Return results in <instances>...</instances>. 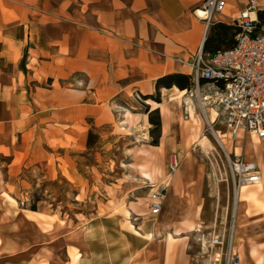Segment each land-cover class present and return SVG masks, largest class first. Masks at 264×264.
Here are the masks:
<instances>
[{
	"label": "crops",
	"instance_id": "obj_1",
	"mask_svg": "<svg viewBox=\"0 0 264 264\" xmlns=\"http://www.w3.org/2000/svg\"><path fill=\"white\" fill-rule=\"evenodd\" d=\"M225 1L213 24L237 27L249 0ZM203 2L0 0V264H191L185 234L193 230L180 221L189 206L187 217L196 225L202 178L188 191L178 183L183 173L168 184L158 224L150 222L155 216L142 202L147 199L123 194L114 209L98 205L91 213H69L45 203L30 210L21 204L27 177L37 173L61 176L80 191L85 175L74 153L88 148L89 132L105 127L121 135L115 130L120 125L149 133L142 102L160 112L161 144L171 124L167 105L174 107V119L184 114V106L177 97L181 89L157 90L156 82L170 74L193 75L191 64L205 38V23L195 13ZM259 4L263 9L264 2ZM156 94L157 105L167 106L166 117L153 106ZM194 164L198 169L195 157ZM118 185L117 194L148 187L141 175L121 190ZM121 205L130 209L129 217ZM242 211L237 227L243 261L259 264L252 250L264 255V216L249 218L246 208ZM235 249L239 252V245Z\"/></svg>",
	"mask_w": 264,
	"mask_h": 264
},
{
	"label": "rangeland",
	"instance_id": "obj_2",
	"mask_svg": "<svg viewBox=\"0 0 264 264\" xmlns=\"http://www.w3.org/2000/svg\"><path fill=\"white\" fill-rule=\"evenodd\" d=\"M262 7L264 11V6ZM191 83L190 88L184 90L195 94L196 87L193 78ZM158 98L159 96L156 94L152 96L151 100L157 102ZM140 100L146 101L147 99L141 98ZM193 101L197 103L196 95ZM142 105L141 113H147L152 120H160L158 129H155V125L150 121V125L146 127L149 133L140 132L141 126L133 129V131L131 127L124 128V126L120 127V125H116L115 130L121 135H111L108 133V128L106 129L105 127L101 128L102 130L93 131V146L74 153L75 161L85 175V181L80 191L78 187L73 186L61 176L50 178L49 175L37 173L34 176L27 177L30 181V183L26 184L27 194H25V198L27 197V199L24 198L25 204L23 202L21 207L31 210L34 204L37 207L39 203H45L48 207L55 206L57 209L60 208L69 213H91L95 211V207L98 205L104 208V204H107V206L109 204L114 209L118 204L116 197L123 194V197L128 196L130 200L136 201L140 197L147 199L142 201L147 210V208L150 209V201L156 188L148 186L143 191L128 194V191L123 192L124 190H121L123 186L140 178L139 166H144L147 169L159 168L163 177L156 184L168 186L176 175L178 168L184 163V173L180 177V181H177L176 175L173 178V183L183 184L188 191L191 184H199V180L202 178L204 194L202 203L195 210L198 212L194 215L197 219L196 225L187 217L191 212L190 207L187 206L182 210L184 218L181 219L180 223L185 227L186 224H193L199 230L196 231L195 229L185 234L189 241L188 248L191 253V264H245L247 261H243L244 253L241 246L239 252L234 246L230 248L231 228L233 224L237 227L238 220H240L239 217L242 216L241 212L245 208L246 215L249 218L259 217L262 214L264 216V193L259 192L252 197H238L237 195L236 198V185L240 186V184L238 182L237 184L235 183L227 163L228 158L226 159L225 151H222L206 124L203 127L204 133L217 147V151L214 150V154L209 151L206 153L199 147L193 150L189 146L190 137L186 124V115L182 112L179 118L174 119V107L167 105L169 118L172 122L168 127V135L159 144L158 139L162 135L160 112L159 110L153 112L155 109H148L143 102ZM197 110L199 111L198 107ZM214 129L219 135L227 131L228 137L231 136L230 131L220 123L218 118ZM133 132L138 134L134 136L132 135ZM99 133L104 134V141L99 140ZM167 140L169 143H167ZM155 141L157 142L156 144ZM229 141L227 150L230 151L232 150V142L231 139ZM240 146H243V150H249L257 155L251 135H247L244 140L236 143V147ZM237 152L242 151L239 150ZM262 153H264V144ZM174 155L177 156L179 164L176 171L171 167ZM194 157L199 167L198 169L197 167L195 168ZM247 159L254 160L252 158ZM196 170L198 172L197 175ZM39 171L42 172L43 167ZM142 180L144 179L141 177ZM114 184H119L117 188L121 191L118 194L113 190L115 188ZM256 188H258V185L250 186L251 190ZM187 191H185L186 194ZM79 193L80 196L77 197ZM77 198L83 200H78ZM36 199H38L37 202ZM122 206L124 205L118 207L119 210H121ZM156 217L149 216L151 218L150 222L154 223L155 219H157ZM237 230L239 234V226ZM218 236H223V242L220 245L214 243ZM252 254L255 260L257 259V263H263V254L255 255V250H252ZM250 256L248 255L249 259ZM245 257L248 259L247 256Z\"/></svg>",
	"mask_w": 264,
	"mask_h": 264
},
{
	"label": "built area",
	"instance_id": "obj_3",
	"mask_svg": "<svg viewBox=\"0 0 264 264\" xmlns=\"http://www.w3.org/2000/svg\"><path fill=\"white\" fill-rule=\"evenodd\" d=\"M225 7V0H204L195 11L205 23V38L214 23V14L222 12ZM258 11L256 0H249L246 9L236 18L240 30L234 45L213 53H204L202 46L191 64L193 81L200 90L202 101L217 109V118L230 130L233 141L238 138L242 141L251 135L264 143V22L259 21ZM235 146L236 143L231 158L226 157L235 183L243 185L261 181L258 164L245 160ZM178 166L176 156L174 160L172 158L171 167L174 170ZM154 188L149 208L153 216H158L168 186L162 184ZM222 238L218 236L215 244L220 245Z\"/></svg>",
	"mask_w": 264,
	"mask_h": 264
},
{
	"label": "bare ground",
	"instance_id": "obj_4",
	"mask_svg": "<svg viewBox=\"0 0 264 264\" xmlns=\"http://www.w3.org/2000/svg\"><path fill=\"white\" fill-rule=\"evenodd\" d=\"M261 1L264 2V0H256L257 4L259 6H260L259 3H261ZM198 14L202 17L204 16V13L202 11H198ZM204 29H205V27L203 28V31H204ZM177 91H178L177 92L178 100H179L180 104H182L184 106V111H185L184 114L186 115V124H187L188 130H189V137H190L189 138L190 139L189 140L190 141L189 146L193 150L196 149L197 147H199L200 149H202L206 153L209 151V152H212L214 154V150L217 151V147L211 142L209 137L204 133L203 127H204V124H206L208 126L207 128H209V130L214 135L216 142L218 143V145L220 146L222 151H225V154L229 160L231 158L232 153L234 152L235 143L240 142L241 138H238V140L233 141L231 136L228 137L227 131L224 133H221L220 135L218 132L215 131L214 126L217 122V115H218L217 109L202 101L200 90L195 89V91H194L195 94H193L192 92L186 91V90H180V91L177 90ZM195 95H196L197 103L193 102V98L195 97ZM184 96H185V98H184ZM183 98L185 99L184 102H183ZM157 104L158 103L153 102V105L158 106ZM197 107H198L200 112L197 110ZM157 108H160L166 117V114H167L166 104L165 105L160 104V107L158 106ZM167 125H168V121L165 120L164 129H163L164 133L167 132ZM230 135H231V133H230ZM230 139L232 142V150L229 151V150H227V146L230 142L229 141ZM252 139H253L254 146L257 150V155L250 152L249 150L245 151L241 147H236V146L235 147H236L237 151H239V150L242 151L241 153L243 154L245 160H248L247 158L254 159L252 161L257 160V162L259 163V165L262 169L263 178L261 181H259L256 184H253V185L252 184H243L240 186L236 185V191H235L236 198H237V195H238V197L239 196L240 197H244V196L252 197V196H255L256 194H258L259 192L264 193V153H262V146L264 143L262 140L256 138L255 136H252ZM213 156H215V155H213ZM175 157L176 156L174 155L173 160ZM249 161H251V160H249ZM139 167H140L141 177L144 179L142 181L147 183L148 186H150V187L154 188L157 185L156 182L159 181L163 177L159 168L158 169H154V168L153 169H147L144 166H142V167L139 166ZM175 171H176V169H175ZM182 173H184V163L178 168L176 175L178 176L179 174H182ZM176 175L174 177H176ZM173 178L169 182V186H170V183H172L174 181ZM255 185H258V188L251 190L250 186H255ZM167 194H168V192H167ZM167 194L165 195V200H167ZM121 212L126 217L130 216V209L126 206L121 207ZM163 217H164V215H158L157 219H156V224H158L159 222L161 223V221H159V220ZM186 227L188 230H195L196 229V231H199L195 225L190 224V223L186 224ZM214 243H217V242L215 241ZM237 245H239V247L241 246V240H240V236L238 234L237 227L235 226V224H233V226L231 228L230 248L233 246L236 247Z\"/></svg>",
	"mask_w": 264,
	"mask_h": 264
},
{
	"label": "trees",
	"instance_id": "obj_5",
	"mask_svg": "<svg viewBox=\"0 0 264 264\" xmlns=\"http://www.w3.org/2000/svg\"><path fill=\"white\" fill-rule=\"evenodd\" d=\"M258 19L260 22H264V11L263 9H259L258 11ZM238 26H231L223 23L213 24L211 25L208 34L203 43V52L204 53H213L219 49H225L232 47L234 45L235 36L239 32ZM192 76L184 75V74H170L166 75L162 78H159L156 82L157 90L161 87H171L173 85L177 86L179 89L184 90L188 89L191 86ZM151 96H148L150 98ZM157 102H160L159 98ZM158 111L155 109L153 112ZM149 121L155 125V129L160 127V120H152L149 115ZM92 138H94V133L89 132L87 147L91 148L93 146ZM157 142L155 141V144ZM38 199H36V202ZM36 204L31 207V210H36Z\"/></svg>",
	"mask_w": 264,
	"mask_h": 264
}]
</instances>
